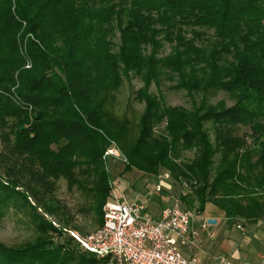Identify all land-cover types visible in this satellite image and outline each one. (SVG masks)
<instances>
[{
	"label": "trees",
	"instance_id": "obj_1",
	"mask_svg": "<svg viewBox=\"0 0 264 264\" xmlns=\"http://www.w3.org/2000/svg\"><path fill=\"white\" fill-rule=\"evenodd\" d=\"M131 72L144 105L133 120L113 110ZM164 75L203 97L162 106L149 89ZM215 91L233 104L208 103ZM111 142L122 173L168 171L197 214L211 203L229 221L264 219V0H0V214L29 207L35 230L0 243V264H109L57 241L77 228L55 194L64 180L100 226Z\"/></svg>",
	"mask_w": 264,
	"mask_h": 264
},
{
	"label": "rangeland",
	"instance_id": "obj_2",
	"mask_svg": "<svg viewBox=\"0 0 264 264\" xmlns=\"http://www.w3.org/2000/svg\"><path fill=\"white\" fill-rule=\"evenodd\" d=\"M114 43H118V35L113 38ZM170 51V46L164 43L161 50V55H166ZM28 67V65H25ZM176 83L175 78H168L162 76L158 84L152 83L149 91L158 97L162 106H176L191 109L194 104L203 97L202 94H188L185 90H177L173 88ZM143 87V82L140 77L133 72L129 73L123 78V82L120 88L115 93V100L113 104V110L117 115H127L130 119H136L143 110V103L135 98V92ZM210 104H216L221 101L225 106H231L233 99L223 91L209 92L204 96ZM210 124H207L209 127ZM248 131L247 128L241 127L239 133ZM211 138L213 133L210 131ZM194 157V151H185L182 156V162H189ZM217 158V157H215ZM107 171L111 180H114L116 185L114 186L116 192H118L123 199L143 201L150 198L154 201H162L168 199V202L175 198L180 191V186L177 182L173 181L168 171H163L169 175V178L161 182V190L156 192L155 185L158 179L155 175L144 174L136 169H131L125 173H122L124 165L127 163L121 159H115L108 157L105 161ZM104 163V164H105ZM160 174H163L160 171ZM156 192V195H154ZM57 200L64 206L66 217L69 221V227L76 226V232L78 234L86 235L96 230L99 226L95 221V216L91 211L86 209V201L84 197L76 189L68 190L67 184L64 180L58 182V189L55 194ZM142 196H146L143 199ZM196 202L193 201V205L189 206L188 203L182 201L181 207L190 213L191 217L197 215L195 210ZM149 213L152 216H157V211L153 205L148 208ZM29 207L23 208L19 206L17 208H10L0 214V243L9 247L23 246L26 243H31L35 237V230L29 221L30 217ZM50 219L51 217H47ZM238 223L243 227L245 222L241 219H237ZM262 226H264V219L260 220ZM208 223V221H206ZM211 224V223H208ZM264 229V228H262ZM71 231H68L61 237H57V241L63 243L68 247H75V243L71 241ZM73 238V237H72ZM74 239V238H73Z\"/></svg>",
	"mask_w": 264,
	"mask_h": 264
},
{
	"label": "built area",
	"instance_id": "obj_3",
	"mask_svg": "<svg viewBox=\"0 0 264 264\" xmlns=\"http://www.w3.org/2000/svg\"><path fill=\"white\" fill-rule=\"evenodd\" d=\"M108 157L126 161L114 142L102 157L104 163ZM156 178L154 189L158 192L169 175L163 173ZM108 183L110 193L102 207V224L86 235L70 232L81 247L97 257L108 258L109 264L197 263L196 257H187L182 251L183 247L198 249L199 232L191 228L192 217L182 209L178 198L161 208L158 218H153L143 202L123 199L114 188L115 181L109 177ZM206 226L208 223L202 228ZM221 262L230 264L222 259Z\"/></svg>",
	"mask_w": 264,
	"mask_h": 264
},
{
	"label": "crops",
	"instance_id": "obj_4",
	"mask_svg": "<svg viewBox=\"0 0 264 264\" xmlns=\"http://www.w3.org/2000/svg\"><path fill=\"white\" fill-rule=\"evenodd\" d=\"M142 197L146 198V196ZM173 200L174 197L169 202L167 198L162 201L147 198L142 202L146 205L147 211L149 206L153 205L157 216L152 217L158 218L161 208ZM208 220H215V223L208 224L206 229H203L202 225ZM191 228L199 232L196 239L199 247L198 249L183 247L182 251L187 257H196V264H225L221 259L230 264L264 262V229H262L264 226L260 220L255 223L245 222L243 227L237 220H227L223 211L211 203H206L203 212L192 217Z\"/></svg>",
	"mask_w": 264,
	"mask_h": 264
},
{
	"label": "water",
	"instance_id": "obj_5",
	"mask_svg": "<svg viewBox=\"0 0 264 264\" xmlns=\"http://www.w3.org/2000/svg\"><path fill=\"white\" fill-rule=\"evenodd\" d=\"M208 223H215V220H208Z\"/></svg>",
	"mask_w": 264,
	"mask_h": 264
}]
</instances>
